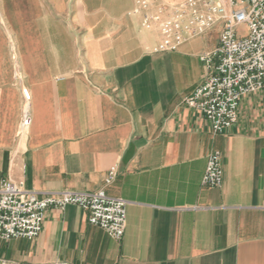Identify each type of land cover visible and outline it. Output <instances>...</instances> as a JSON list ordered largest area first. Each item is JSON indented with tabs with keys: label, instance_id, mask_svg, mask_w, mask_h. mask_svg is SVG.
Returning a JSON list of instances; mask_svg holds the SVG:
<instances>
[{
	"label": "crops",
	"instance_id": "crops-1",
	"mask_svg": "<svg viewBox=\"0 0 264 264\" xmlns=\"http://www.w3.org/2000/svg\"><path fill=\"white\" fill-rule=\"evenodd\" d=\"M137 1L0 0V183L128 201L120 240L76 205L50 208L35 239L0 238V264H264V90L214 135L184 99L222 24L157 53L161 35L142 26ZM147 1L155 12L184 0ZM214 150L223 181L207 187Z\"/></svg>",
	"mask_w": 264,
	"mask_h": 264
},
{
	"label": "built area",
	"instance_id": "built-area-1",
	"mask_svg": "<svg viewBox=\"0 0 264 264\" xmlns=\"http://www.w3.org/2000/svg\"><path fill=\"white\" fill-rule=\"evenodd\" d=\"M144 9L142 26L157 30L161 39L157 53L178 50L184 43L201 36L220 22L219 43L200 55L205 74L202 82L185 97L188 107L200 111L210 123L211 132L224 133L238 120L241 99L264 90V0H184L161 6L151 12L147 0L137 1ZM246 25L247 34L240 33ZM21 131H29L32 121L31 94L23 88ZM117 176L113 165L106 183ZM223 181L221 152L214 150L207 157L202 184L219 187ZM128 201L109 195L105 190H51L39 195L10 178L0 183V238L35 239L42 230L50 208L64 210L76 205L88 213L92 225L104 229L120 240L126 229ZM264 208V204H263ZM37 264H72L56 260Z\"/></svg>",
	"mask_w": 264,
	"mask_h": 264
},
{
	"label": "rangeland",
	"instance_id": "rangeland-1",
	"mask_svg": "<svg viewBox=\"0 0 264 264\" xmlns=\"http://www.w3.org/2000/svg\"><path fill=\"white\" fill-rule=\"evenodd\" d=\"M239 31L242 34H247L248 33V28L246 27V25H243V26L240 27Z\"/></svg>",
	"mask_w": 264,
	"mask_h": 264
}]
</instances>
